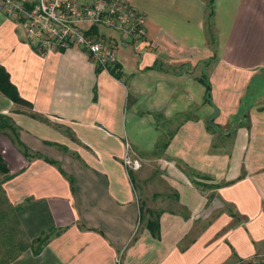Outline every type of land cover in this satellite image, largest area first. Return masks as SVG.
I'll return each mask as SVG.
<instances>
[{"label": "crops", "instance_id": "obj_1", "mask_svg": "<svg viewBox=\"0 0 264 264\" xmlns=\"http://www.w3.org/2000/svg\"><path fill=\"white\" fill-rule=\"evenodd\" d=\"M122 1L145 35L118 49L120 79L76 48L38 54L0 13V66L31 105L0 93L21 144L1 127L0 245L14 212L24 241L0 264L264 255V92L251 90L264 80V0ZM126 146L143 165L132 177ZM157 213L159 239L147 228Z\"/></svg>", "mask_w": 264, "mask_h": 264}, {"label": "built area", "instance_id": "obj_2", "mask_svg": "<svg viewBox=\"0 0 264 264\" xmlns=\"http://www.w3.org/2000/svg\"><path fill=\"white\" fill-rule=\"evenodd\" d=\"M0 13L22 29L38 54L76 48L103 69L117 64L119 46L145 35V18L122 0H0ZM105 30L124 36V43ZM128 150L122 158L127 174L141 168Z\"/></svg>", "mask_w": 264, "mask_h": 264}, {"label": "trees", "instance_id": "obj_3", "mask_svg": "<svg viewBox=\"0 0 264 264\" xmlns=\"http://www.w3.org/2000/svg\"><path fill=\"white\" fill-rule=\"evenodd\" d=\"M107 70L110 72V74L114 78H116V79L121 78V75L119 73V66L117 64L114 67L109 68ZM198 81L205 88V102L207 104H210V101H211L210 100V85H209L207 77L205 75H203V76H201V78L198 79ZM0 93L4 97L9 99L11 102H13L17 105H23V106H27V107L31 106L29 103L25 102L23 99L20 98L16 88L9 81V75L1 66H0ZM10 122L11 121L8 118H3V120L0 118V129H1V127H3V128H8V129L13 131V127L10 124ZM14 131H13L14 142L16 144H18L19 146H21V144L17 140V135ZM25 153H26V151L23 154H25ZM25 156H26V154H25ZM50 163H52V162H50ZM0 173L3 175H7L9 173L7 166L4 164L1 156H0ZM129 176L132 177V173H129ZM159 214L160 213L156 214V219H153V220H150L147 222V228L149 229L151 234L157 239H159V223L157 221ZM39 240H40V238H39Z\"/></svg>", "mask_w": 264, "mask_h": 264}, {"label": "rangeland", "instance_id": "obj_4", "mask_svg": "<svg viewBox=\"0 0 264 264\" xmlns=\"http://www.w3.org/2000/svg\"><path fill=\"white\" fill-rule=\"evenodd\" d=\"M206 24L208 26L209 22H206ZM105 34L108 35V36L113 37L115 39V41H117V44H118V41L121 42V43H124V38H125L124 36L121 37V36H119L117 34L111 33V31H109V30H105ZM120 48L121 47L119 46L118 49H120ZM199 63L200 64H198L199 68L197 70V79L201 78V75L199 76V72L202 70V67H203L202 65H203L204 62H199ZM251 90H257V91L263 93L264 92V80H261V79L257 78V80H255L253 82ZM200 111L202 113H205V114H207L210 111V108L207 106V103L205 102V95L203 97V102L201 104H197V112L200 113ZM208 123H209V125H211L212 124V120H209ZM142 168H143V165H142V162H141L140 170H138L135 173L139 174L142 171ZM154 171H155V169H153V173H154ZM11 209H12V211L14 210L13 208H11ZM18 225H19V222H18L17 216L15 215V212L11 213V215H10V227H9V229H10V239L8 240V245L9 246L7 245V246L2 247L0 245V259L2 258L1 257L2 256V254H1L2 252H5V251H10L11 253H12V251L15 252L16 249H17L16 247L18 245H21L24 242L22 240L23 239L22 235L19 232V229L17 227ZM53 235L54 234L52 232L47 239L51 238ZM228 264H232V263H228ZM233 264H264V255L250 258L248 261H244L242 263L234 262Z\"/></svg>", "mask_w": 264, "mask_h": 264}]
</instances>
